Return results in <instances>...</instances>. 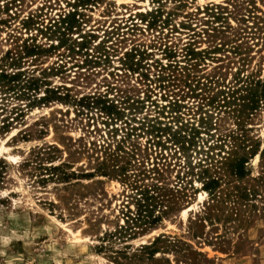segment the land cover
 <instances>
[{
  "label": "rangeland",
  "instance_id": "rangeland-1",
  "mask_svg": "<svg viewBox=\"0 0 264 264\" xmlns=\"http://www.w3.org/2000/svg\"><path fill=\"white\" fill-rule=\"evenodd\" d=\"M74 1L0 0V69L15 72L3 60L7 54L24 43L39 45L46 51L33 62L24 59L20 71L41 78V70L58 69L44 80L69 97L65 105L29 108L0 84V264H264V160H248L240 180L230 171L218 175L210 191L198 169H186L188 161L204 160L196 153L208 147H221L210 156L220 150L223 156L226 136L238 130L234 106L201 101L235 84V45L250 61L239 78L257 69L264 76V0H93L68 20L70 29L61 20ZM158 8L161 21L169 15L168 27L147 28L148 14ZM82 43L87 50L78 53ZM189 44L195 50L226 44L195 73L210 90L191 78H180L179 88L162 82L168 72L160 66H187ZM103 45L108 56L95 59ZM173 101L182 107V124L170 118ZM191 126L199 133L195 146L183 148ZM244 126L253 144L264 147V108ZM91 143L118 144L124 175L100 176L84 153ZM180 179L191 183L184 187ZM158 181L186 201L144 231L134 224L146 206L141 194H158Z\"/></svg>",
  "mask_w": 264,
  "mask_h": 264
},
{
  "label": "trees",
  "instance_id": "trees-1",
  "mask_svg": "<svg viewBox=\"0 0 264 264\" xmlns=\"http://www.w3.org/2000/svg\"><path fill=\"white\" fill-rule=\"evenodd\" d=\"M91 3H93V0H75L72 4L73 11L71 13H68V15H64V18L61 20V23H65L64 20H67V26L69 25L71 29V21L68 20H74L77 16H80L78 11L81 10L82 7H87L91 5ZM207 10L212 11L213 7ZM148 16L152 17H150L151 21L147 23V28L152 29V27L156 26L157 23H160L162 27H168L169 25V15L166 17L165 20L161 21L162 12L160 8L156 9L152 14H148ZM142 21H144V19H142ZM203 34L207 35L208 33L203 31ZM198 36H200V34ZM225 45L226 44H223L219 47L217 45H214L212 46V48L210 46L204 50H195V48L193 47L194 44H189L183 50L185 53L183 57L186 61L187 66L179 67L177 63H170L165 67L160 66V70L168 72L166 74V77L162 78V82L165 81L167 83V87L179 88L180 78H183L188 82L191 78L192 80L189 83H195L196 87H199V85L202 86V90H210V86L208 87L206 84H202L200 82L201 78L197 79L195 73L197 72L198 66H200L201 62L205 61V59L209 57L210 54L220 51V49ZM61 46L62 44L60 42L56 45V47ZM235 46L236 47L233 48L234 54L239 56V68H237V71L234 74L235 84L229 88H226L227 91L218 90L211 97L201 98V101H206L204 103L206 106H213V104L216 103V108L231 105L234 106L232 113L234 118L237 120L236 126L238 127V130L226 136L227 139H225V143L227 146L225 147L227 151L226 153H224L223 156L220 155V152L222 150H220L219 153L212 154L210 156V154L214 150L219 148V146L216 145L213 147L206 148V151L202 150L201 152L196 153L201 156L203 155L205 157L204 160L198 159L199 161L196 162L194 165H192L193 163L190 161L186 163V169L189 173L192 174L195 169H198L200 171V175L204 176L203 180L205 181L203 182L202 187L206 191H210L211 187L216 186L222 180V176L218 175H224L225 172L227 173L228 171H230L240 180L244 176L245 167L248 163V160L254 158L255 156H258L261 161L264 160V147L260 148L259 144H253V140H251V138H249L248 136L249 131L246 130L244 126V122H246V119H248L251 115L257 114L258 112L262 111V109L264 108V76L260 77L261 70L257 69L256 74L246 76L244 77V79L239 78V75L245 72L246 68L249 67L250 61L248 60V58H246L245 53H240V47L238 45ZM54 47L55 46L50 45L47 50H52L54 49ZM83 48L87 50L85 43H82L81 48L77 47L78 53L81 52ZM94 50L95 53L98 55V58L95 59L101 60V57L108 56L104 45L101 47L98 46ZM45 51L46 50L39 45H27L24 43L19 47V51L17 50V52H15L14 56L12 55V57H10L8 53L7 57L3 59H9V66L14 67L15 69L17 68L16 71H11L9 73L6 72V70H3L2 68L0 69V84L2 85V88H5L6 92H13L14 95H16V98L18 99L27 100L29 108L32 106H47L52 103L65 105L69 100V97L67 95L61 94L58 88L53 90L50 87H47V82L46 80H44V76L46 75V73H52L54 70L58 72V69L50 68L41 70L39 73L41 78H36V76L34 75L26 76V72L24 70L20 71V66L23 64L24 59H30L33 62L36 57H38ZM165 51L167 52V57L169 59L175 57V53L172 50ZM83 55L85 61H87V57H89L88 54L85 53ZM127 56H130L131 59L135 57L133 54H129ZM138 68H140V65H138ZM132 69L133 68H131V70ZM135 71L137 70H132V72ZM158 79H160V77H158ZM176 82L178 83L176 84ZM207 83L210 84L211 82ZM42 87H45L44 94L42 96L37 97L36 94L40 91ZM222 87L225 88V86ZM191 95H194V97L196 98L198 97L196 94H194V91L191 93ZM220 97H222V99L219 100ZM80 101L81 100H79V102ZM94 103L106 104L100 99H95ZM135 103L140 104V102ZM202 105L203 104H201L200 106L203 107ZM111 106H104V108L102 107V110L106 115H112L113 111L110 108ZM200 106L198 107V109L201 110ZM161 108L162 111L165 110L164 107ZM167 108L170 110L169 114H174V117L172 115L170 116L172 122L179 123L181 118L180 115H177V113H180V109L182 107L178 104L177 101H173L171 103L169 102V107ZM14 112H20V114L22 113L21 110L18 108L14 109ZM16 116L19 115L16 114ZM201 120L203 121V119ZM179 124H182V122ZM147 127L154 128V126L150 125H148ZM190 132L191 139L189 141H182L183 148L186 144L188 146L190 144L192 147L195 146L193 139L199 133L196 129L193 128V126H191L190 128ZM174 140L178 141V139H175V136ZM85 152L90 158H92V161H94L95 171L99 173L100 176H105L109 172L116 173L117 171H121L122 175H124V173L127 171L123 167L119 166L123 158L121 156V153L124 155L125 152L124 150H121L119 148L118 144L114 146L110 143H105L103 145H96L95 143H91L90 148L84 147V153ZM127 163L128 162H126L125 164ZM61 165L63 166L64 164ZM59 168V166H55L53 170H58ZM94 172L86 173L85 175L92 177V174ZM216 174L217 176H215ZM180 181L182 182V185L184 184V187L190 185L191 183L183 181L182 179H180ZM159 183H162L161 185L164 184L163 182L158 181L157 184L153 186L158 191V194L156 193L155 196H149L146 191H144L145 193L141 194V200L142 202H146V206L144 210L139 211L137 217H135L134 224L139 225V228L143 229L144 231L146 229H151L156 226V224L161 221L164 216L170 213L175 207H179L181 202L183 203L186 201V194L180 195L178 191L171 189L166 190L165 186H157ZM156 209H159V212H157V214H155ZM162 237L163 236H159L158 239ZM152 246L153 243L150 244L148 247Z\"/></svg>",
  "mask_w": 264,
  "mask_h": 264
},
{
  "label": "bare ground",
  "instance_id": "bare-ground-1",
  "mask_svg": "<svg viewBox=\"0 0 264 264\" xmlns=\"http://www.w3.org/2000/svg\"><path fill=\"white\" fill-rule=\"evenodd\" d=\"M187 211H188V209H187ZM187 211H184L183 213L186 214Z\"/></svg>",
  "mask_w": 264,
  "mask_h": 264
}]
</instances>
